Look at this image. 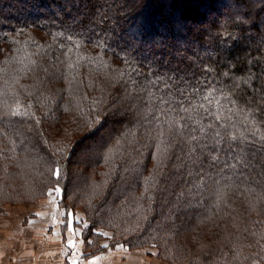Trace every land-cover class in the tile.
<instances>
[{
  "label": "trees",
  "instance_id": "1",
  "mask_svg": "<svg viewBox=\"0 0 264 264\" xmlns=\"http://www.w3.org/2000/svg\"><path fill=\"white\" fill-rule=\"evenodd\" d=\"M31 26L68 58L51 71L57 100L39 70L0 94V211L21 201L7 180L25 134L44 166L25 178L24 201L59 185L65 206L113 232L110 247H157L170 264H264V0H0L7 89L20 83L15 37ZM169 95L195 110L165 115L158 97ZM71 99L62 153L40 134L57 138Z\"/></svg>",
  "mask_w": 264,
  "mask_h": 264
},
{
  "label": "rangeland",
  "instance_id": "2",
  "mask_svg": "<svg viewBox=\"0 0 264 264\" xmlns=\"http://www.w3.org/2000/svg\"><path fill=\"white\" fill-rule=\"evenodd\" d=\"M233 14L239 19L245 18L248 21V18L242 15V10L237 7H234ZM56 33L59 34V30ZM50 37L56 36H50L44 30L34 26L15 37V41L23 46L12 50V55L8 58L15 65L14 80L20 83H12L7 89L11 82H9V75L4 74L6 70L2 71L5 65L1 64L0 94H5L10 90L22 92L23 88L17 86L18 84L28 86L35 81L20 80L30 79L39 70L49 85L44 88V91L50 94L47 99L57 100V97L52 95L55 91L51 88V71L60 65L62 60H66L68 55L66 47V52L60 51L56 44L57 41ZM57 40L65 44L63 39ZM138 41L143 40L138 39ZM63 55L66 56L59 57ZM96 59H100L104 65H107L103 58L97 57ZM29 60L31 63H28ZM37 63H40V66H37ZM61 75L70 76V73L66 71ZM52 83L57 90L60 85L59 81L53 79ZM56 94L65 95L62 92ZM77 115L76 104L71 99L64 112L63 121L54 127L53 131H56L57 138L51 137L47 129L42 130L40 136L44 141L47 137L56 143L54 149H49H60L63 153L66 147L72 144L74 135L70 131L65 132V129L70 126L68 123L76 121ZM16 138L21 139L19 141L22 143L16 147V162L13 166L18 167L20 174L14 177V180H7V184L21 201L8 202L2 205L0 211V253L4 256V258L0 256L4 259L1 264H170L169 261L158 256L157 247L129 248L127 244L121 242L111 247L108 246L114 238L113 232L104 227V229L92 228L82 207L68 208L65 206L62 199V187L59 185L51 188L44 197L35 201H24L25 178L28 179L32 171L34 173L37 169L42 170L44 162L33 153L34 142L29 140L30 137L17 133ZM96 146L95 140L90 139L80 145L78 151L85 152ZM57 188L59 192L54 191ZM193 232L195 229L193 231V228H190L185 233V237ZM8 256L11 258L7 259Z\"/></svg>",
  "mask_w": 264,
  "mask_h": 264
},
{
  "label": "snow or ice",
  "instance_id": "3",
  "mask_svg": "<svg viewBox=\"0 0 264 264\" xmlns=\"http://www.w3.org/2000/svg\"><path fill=\"white\" fill-rule=\"evenodd\" d=\"M166 87H167V85H166ZM180 92H181V95L183 96V95H184V91H183V90H180ZM148 95H149V98H151V95H152V94H151L150 92L148 93ZM158 99L160 100V110H161L165 115H168L169 113H173V112H177V113H178V112H181V111H182V112H189V111H194V110H195L194 107H193V109H189V108H181V109H179V110L176 109V108H174V107H173L174 104L179 103L180 105H183V104H184V100L182 99V100H180V101H177L176 98H175L174 96H172V95H169L168 98H167V100H165L163 96L158 97ZM185 99H188V97H185ZM205 100H207L208 103H212V101L209 100L208 97H205ZM217 103H218V102H217ZM165 105H167V108L164 107ZM200 107L203 108V104H201ZM219 117H220V114L217 113V114H216V119H219ZM157 119H158V118H157ZM214 135H215V136H219L220 133H219V132H215ZM55 174H56L57 178H59V175H60V169H59V168L56 169V173H55ZM54 191L59 192V189L57 188V189H55ZM69 243H72V242L69 241Z\"/></svg>",
  "mask_w": 264,
  "mask_h": 264
},
{
  "label": "crops",
  "instance_id": "4",
  "mask_svg": "<svg viewBox=\"0 0 264 264\" xmlns=\"http://www.w3.org/2000/svg\"><path fill=\"white\" fill-rule=\"evenodd\" d=\"M120 246H121V245H120ZM124 247H125V246H124ZM0 256H1L2 258H4V256H3L1 253H0ZM1 257H0V264H1V262H3V260H4V259H2ZM10 258H11V257H10V256H8V258H7V259H10Z\"/></svg>",
  "mask_w": 264,
  "mask_h": 264
}]
</instances>
